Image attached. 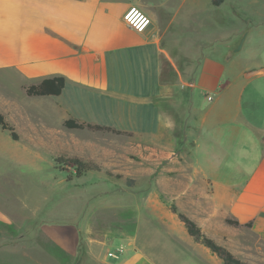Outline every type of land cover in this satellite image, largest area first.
<instances>
[{"label": "crops", "instance_id": "1", "mask_svg": "<svg viewBox=\"0 0 264 264\" xmlns=\"http://www.w3.org/2000/svg\"><path fill=\"white\" fill-rule=\"evenodd\" d=\"M198 2L0 0V99L23 116L16 125L42 124L28 112L30 106L37 107L40 119L73 118L135 135L157 162L169 160L168 169L177 167L179 157L170 156V149L182 138L183 150L176 154L188 156L182 163L188 188L197 181L199 188L212 191L209 213L236 219L240 226L252 223L256 242L239 241L246 253L233 241L222 245L259 264V243L264 244V5L260 18L254 9L236 7L232 28L208 33L206 19L198 17L203 12ZM133 6L152 20L143 32L125 23ZM240 10L243 18L235 15ZM253 27L262 28L259 48L246 40ZM236 35L243 38L232 41ZM232 43L226 53L206 50ZM165 62L181 64L167 76ZM55 76L66 78L60 95L26 93L27 86ZM7 119L11 124L10 114ZM161 140L167 150L152 144ZM186 143L191 144L187 152ZM0 222H12L1 206ZM88 234L81 233L86 253L99 264H158L147 251L142 255L132 249L135 233ZM115 237L120 243L108 248ZM121 245L127 247L120 258L107 257L106 249L117 252ZM201 262L223 264L215 256Z\"/></svg>", "mask_w": 264, "mask_h": 264}, {"label": "rangeland", "instance_id": "2", "mask_svg": "<svg viewBox=\"0 0 264 264\" xmlns=\"http://www.w3.org/2000/svg\"><path fill=\"white\" fill-rule=\"evenodd\" d=\"M199 1L203 12L198 17L206 19L208 33L228 27L236 7L254 9L255 17L260 18L259 7L264 5V0H225L219 6L212 0ZM238 14L244 17L242 10ZM214 22L219 26L213 27ZM253 29L246 40L252 48H259L262 28ZM236 36L232 41L243 38ZM232 46L217 45L206 50L217 55ZM175 64L164 63L167 76L181 63ZM28 103L33 104L30 100ZM26 109L42 124H14L23 116L8 109L5 100L0 99V113L6 120L11 115V125L19 135L14 140L10 131L0 127V206L12 220L0 222V264H99L86 253L81 233H89L88 238L135 233L132 249L142 255L147 251L145 255L158 264H201L213 256L218 259L189 234L179 213L195 220L207 236L220 244L233 241L246 253V246L239 241L256 242L249 227L230 224L228 218L222 220L207 211L213 210L209 188H199L197 181L195 188H188L189 176L182 168L188 156L176 154L183 150L182 138L170 149V156L179 157L177 167L168 169L169 160L160 158L157 162L151 151L141 149L135 135L114 127L68 128L54 118L40 119L37 107ZM152 144L168 149L164 140ZM190 148L191 144L186 143L185 152ZM58 157L66 161L59 163ZM72 158L92 161L101 169L79 175L69 162ZM113 241L108 248L114 249L121 240L115 237ZM259 245L258 262L264 264V244ZM105 251L110 257L109 250Z\"/></svg>", "mask_w": 264, "mask_h": 264}, {"label": "trees", "instance_id": "3", "mask_svg": "<svg viewBox=\"0 0 264 264\" xmlns=\"http://www.w3.org/2000/svg\"><path fill=\"white\" fill-rule=\"evenodd\" d=\"M225 0H212V4L215 6L221 5ZM66 85V78L64 76H55L51 78H45L38 84H32L26 87V93L29 96H45V95H60ZM64 125L68 128H89L93 130H109L112 129L111 126L92 124L88 122H79L77 119L69 118L64 121ZM0 127L3 130L10 131V134L14 140H18L19 135L15 131L14 127L6 120L4 114L0 113ZM116 130V129H115ZM57 161L59 163H64L66 160L62 157H58ZM76 168L79 175L91 171L100 170L101 167L92 161H82L78 158H72L69 160ZM122 178V175H117ZM180 218L185 223L186 228L191 236L196 240L201 241L207 248H209L213 253H215L220 259H222L223 264H250L237 256H235L227 247L218 243L214 239L207 236L197 224V222L186 215L179 213ZM227 222L236 226L241 225V223L236 219H227ZM252 223L248 222L245 224L247 227H251Z\"/></svg>", "mask_w": 264, "mask_h": 264}, {"label": "built area", "instance_id": "4", "mask_svg": "<svg viewBox=\"0 0 264 264\" xmlns=\"http://www.w3.org/2000/svg\"><path fill=\"white\" fill-rule=\"evenodd\" d=\"M125 23L138 32L145 31L152 23L148 14L137 6L130 7L124 15ZM125 251L124 245L118 247L117 252L109 251L108 255L112 258H120Z\"/></svg>", "mask_w": 264, "mask_h": 264}]
</instances>
